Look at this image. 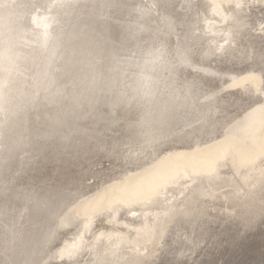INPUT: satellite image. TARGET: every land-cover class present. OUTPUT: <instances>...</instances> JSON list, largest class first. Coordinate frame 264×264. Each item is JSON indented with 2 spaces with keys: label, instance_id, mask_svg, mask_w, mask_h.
<instances>
[{
  "label": "rangeland",
  "instance_id": "1",
  "mask_svg": "<svg viewBox=\"0 0 264 264\" xmlns=\"http://www.w3.org/2000/svg\"><path fill=\"white\" fill-rule=\"evenodd\" d=\"M55 1L35 0V3L34 0H0V6L4 5L0 11L7 8L5 11L13 12L19 18L16 17L18 21L14 27L24 29L26 41L21 40L19 49L28 51L30 55L34 51L32 56H46V49L31 42L34 37L37 39L39 33L33 20L43 16L53 19V26L49 30L55 39L51 36L48 42L58 39L62 45V54L57 60L61 68L54 71V82L57 83L53 82L47 87L49 92L46 89L36 96L35 102L32 101L34 88H30V85L34 81L31 74L39 67L28 60L22 61L25 69L22 68V73L16 75L20 76L16 83L19 94L16 92L17 98L13 102L17 101L25 108H17V114L12 116L0 113V142H3L0 143V264H82L84 261L83 264H106L94 261L96 259L90 247L75 259H69V262L61 260L59 253L80 237L88 219L87 210L91 209V216L95 218L94 229H86L84 233L83 241L87 245L106 231L102 226L113 229L118 226L109 224L107 218L112 212L110 203H114L107 199L110 184L118 187L128 185L138 175L145 174L143 170L147 172L148 167L151 169L152 165L148 164L151 160L152 164L158 161L160 164L165 155L170 153L186 149L182 154L187 156V151L193 145L204 147L209 141L220 143L224 138L240 135H243L240 139L251 146L253 154L250 157L255 162L252 167L247 159L242 158L235 164L236 167L227 157L218 162V172L222 173V177L218 175L216 181L210 179L217 189L212 198L205 192L208 181L203 175H198V182L195 180L186 189L183 185H177L168 191L166 198H171L172 205L163 198L162 201L168 203L161 199L155 201L157 206L162 202V208L153 203L151 207H141L150 211L148 216L152 223L156 222L155 213L163 217L168 205L174 208L173 213H170V216H174L171 218L173 221L167 228V235L172 233L173 237L169 235V240L165 235L162 241L155 244L153 247L159 249L152 250L157 251L148 261H152V264H264V179L257 178L245 185L242 177L246 174L250 178L264 169V0ZM217 1L219 4H216ZM3 2H7V6ZM28 8L32 9L29 11ZM218 8L222 10V15L217 12ZM32 11H35L34 14ZM59 16H62L61 19ZM209 24L215 26L210 27ZM1 33L0 39L3 36ZM250 78L257 84H253ZM238 81L242 84L238 85ZM32 105L36 108L33 109ZM237 124L239 128H231ZM10 131L11 134H8ZM205 154L210 155V152ZM201 159L208 160L203 156ZM250 169L251 172L247 171ZM141 170L143 173H138ZM229 180H233L236 187H228ZM225 194L228 197L225 198ZM189 197L190 201L187 202ZM177 198L183 199L178 201ZM97 201L109 205H99ZM115 203L121 207L119 212L122 218L133 217L131 211L134 207H129L128 203H118L117 198ZM202 210L204 212L201 213ZM62 217L61 225L59 221ZM15 232L21 235H14ZM112 242V245L105 242L100 246L103 249L109 246L104 253H111L110 248L117 246L120 248L118 253L130 252L132 255L127 256H133L129 246L115 243L114 240ZM58 248L59 251H56ZM53 255L58 256L57 259Z\"/></svg>",
  "mask_w": 264,
  "mask_h": 264
},
{
  "label": "bare ground",
  "instance_id": "2",
  "mask_svg": "<svg viewBox=\"0 0 264 264\" xmlns=\"http://www.w3.org/2000/svg\"><path fill=\"white\" fill-rule=\"evenodd\" d=\"M4 1V0H3ZM11 1H13V0H11ZM30 1V0H29ZM32 1V0H31ZM41 1V0H40ZM55 1V0H54ZM59 1V0H58ZM69 1V0H68ZM75 1V0H74ZM79 1V0H78ZM84 1V0H83ZM89 1V0H88ZM255 1V0H254ZM34 2H35V0H34ZM38 2H39V0H38ZM38 2H37V4H38ZM45 2H46V0H45ZM48 2V1H47ZM53 2V1H52ZM55 2H57V1H55ZM61 2V1H60ZM64 2V1H63ZM70 2V1H69ZM257 2V1H256ZM2 3V2H1ZM4 3V2H3ZM7 2H5L4 4H6ZM10 3V2H9ZM11 3H13V2H11ZM26 3H27V1H26ZM29 3V2H28ZM36 3V2H35ZM76 3V2H75ZM81 3V2H80ZM79 3V4H80ZM14 4V3H13ZM18 4V3H17ZM33 4V3H32ZM31 4V5H32ZM41 4V3H40ZM40 4H39V6H40ZM65 4V6H66V3H64ZM68 4V3H67ZM78 4V3H77ZM216 4H219V2L217 1V3ZM3 5V4H2ZM1 5V6H2ZM19 5V4H18ZM17 5V6H18ZM29 5H30V3H29ZM35 5V4H34ZM46 5V4H45ZM71 4H69V6H70ZM74 5V4H73ZM83 5H84V3H83ZM1 6H0V8H1ZM4 6V5H3ZM6 6H7V4H6ZM42 6H44V5H42ZM41 6V7H42ZM48 6H49V4H48ZM52 6H54V5H52ZM57 6H59V5H57ZM56 6V7H57ZM72 6V5H71ZM85 6V5H84ZM83 6V7H84ZM8 7H10L11 8V6H9L8 5ZM23 7V6H22ZM28 7V6H27ZM27 7H25L26 8V10H27ZM35 7V6H34ZM38 7V6H37ZM36 7V8H37ZM55 7V8H56ZM75 7V6H74ZM73 7V8H74ZM78 7V6H77ZM82 7V6H81ZM6 8V7H5ZM4 8V9H5ZM9 8V9H10ZM12 8H15V7H12ZM39 8V7H38ZM58 8V7H57ZM59 8H60V6H59ZM65 8V7H64ZM67 8V7H66ZM72 8V9H73ZM3 9V8H2ZM7 9V8H6ZM5 9V10H6ZM20 9V8H19ZM24 9V8H23ZM29 9V8H28ZM32 9V8H31ZM31 9H29V11L31 10ZM69 9V8H68ZM0 11V32H2L3 33V36L1 37V39H0V113L2 112L3 113V115H9V116H12V115H14L16 112H17V108H20L21 109V107L22 106H24V105H21V103H17V101L15 102H13V100H15L16 98H15V96H16V92L18 93L19 92V87L17 86L18 84H16L17 83V80H18V77H20V76H16L17 75V73H22V68H24L23 66H22V64H23V62L22 61H24L25 62V60H28V62L30 61V63H32V65L34 64V66H36V67H39L38 69H34L35 70V72L33 73V74H31V76H32V80L34 81L33 82V84H32V86L30 85V88L32 87V89L34 88V92H32V90H31V92H32V101L33 102H35V99H36V96H38V94L40 95V93L41 92H43V91H46V89H47V87L49 86V85H51L54 81H55V79L56 78H54V71L56 70L57 71V69H60L61 67H60V65L58 66L57 65V60H59V56H61V50H60V47L62 46L61 45V43H59L57 40H52L54 37H53V35H51L50 34V27H51V25L53 26V19H47V18H45L44 16H43V18L42 17H36V18H34V20H33V24L36 26V27H38L39 28V33H38V37H37V39L35 40V35L33 36L34 37V41H31L32 43H36L40 48H44V49H46L47 50V53H45L46 54V56H40V55H36V56H32L33 55V53H34V51H32L31 53H32V55H30V53H28V51L27 52H25V51H23V50H21V49H19L18 48V46L22 43L21 42V40H25L26 39V37H24V29H23V27L21 26V25H19V26H21L22 28H20V27H14V24H15V22L16 21H18V17H17V15H16V17L18 18V19H16V17L14 16V14H13V12H11V11ZM13 10V9H12ZM16 10H18V8H16ZM25 10V11H26ZM35 10V9H34ZM39 10V9H38ZM41 10V9H40ZM44 10V9H43ZM42 10V11H43ZM51 10V9H50ZM66 10V9H65ZM75 10V9H74ZM78 10V9H77ZM81 10V9H80ZM20 11V10H19ZM57 11V10H56ZM16 12V11H15ZM21 12V11H20ZM33 12V11H32ZM35 12V11H34ZM34 12L32 13V14H34ZM38 12V11H37ZM64 12V11H63ZM217 12L220 14V15H222L223 14V12H222V10L221 9H219L218 8V10H217ZM26 13V12H25ZM46 13H47V11H46ZM55 13V12H54ZM54 13H52V15L54 14ZM69 13V12H68ZM15 14H17V13H15ZM22 14H23V12H22ZM69 14H71V13H69ZM74 14V13H73ZM36 15H38V14H36ZM56 15V14H55ZM62 15V14H61ZM65 15V14H64ZM167 15H169V14H167ZM211 15V14H210ZM26 16V15H25ZM28 16V15H27ZM30 16L32 17V15L30 14ZM29 16V17H30ZM35 16V15H34ZM41 16V15H40ZM46 16V15H45ZM71 16V15H70ZM132 16V15H131ZM170 16V15H169ZM173 16V15H172ZM214 16V15H213ZM52 17V16H51ZM60 17V19H61V17L62 16H59ZM72 17V16H71ZM74 17V16H73ZM77 17V16H76ZM75 17V18H76ZM146 17V16H145ZM175 17V16H174ZM66 18V17H65ZM68 18V17H67ZM203 18V17H202ZM208 18H209V16H208ZM22 19V18H21ZM26 19H28V18H26ZM30 19V18H29ZM73 19V21H74V18H72ZM77 19V18H76ZM167 19V18H166ZM165 19V20H166ZM168 19H170V18H168ZM173 19V18H172ZM25 20V19H24ZM31 20V19H30ZM30 20H29V22H30ZM55 20V19H54ZM57 20V19H56ZM175 20V19H174ZM66 21V20H65ZM71 21V20H70ZM73 21H71V22H73ZM149 21V20H148ZM168 21H170V20H168ZM209 21V20H208ZM22 22V21H21ZM27 22V21H26ZM133 22V21H132ZM32 23V22H31ZM55 24H56V22H54ZM65 23H67V22H65ZM172 23V22H171ZM20 24V23H19ZM55 24H54V26H55ZM60 24V23H59ZM71 24V23H70ZM212 24V23H211ZM18 25V24H17ZM58 25V24H57ZM61 25V24H60ZM62 25H63V23H62ZM130 25V24H129ZM210 25V24H209ZM27 26V25H26ZM72 26H73V24H72ZM215 25H210V27H214ZM35 27V28H36ZM58 27V26H57ZM66 27V26H65ZM64 27V28H65ZM27 28H28V26H27ZM27 28H26V30L25 31H27ZM41 28V29H40ZM163 28H164V26H163ZM14 29H16L15 30V32H13V31H11V30H14ZM50 29V30H49ZM63 29V28H62ZM66 29H67V27H66ZM65 29V30H66ZM36 30H35V32H36ZM60 30V29H59ZM79 30V29H78ZM31 31V30H30ZM57 31V30H56ZM62 31V30H61ZM67 31V30H66ZM68 31H69V27H68ZM58 32V31H57ZM62 32H64V31H62ZM1 33V34H2ZM60 33V32H59ZM67 33V32H66ZM29 34V33H28ZM28 34H26V35H28ZM34 34V33H33ZM36 34V33H35ZM55 34V33H54ZM64 34V33H63ZM169 34V33H168ZM70 35V34H69ZM170 35V34H169ZM31 36H32V33H31ZM51 36H52V43H49L48 41H49V39L51 38ZM73 36V35H72ZM79 36V35H78ZM28 37V36H27ZM59 37H60V35H59ZM71 37V36H70ZM32 38V37H31ZM175 38V37H174ZM179 38V37H178ZM55 39V38H54ZM64 39V38H63ZM62 39V40H63ZM71 39V38H70ZM33 40V39H32ZM26 41V40H25ZM66 41H67V39H66ZM168 41V40H167ZM181 41V40H180ZM30 42V43H31ZM78 42V41H77ZM89 42V41H88ZM31 43V44H32ZM49 43V44H48ZM175 43V42H174ZM177 43V42H176ZM181 43V42H180ZM183 43V42H182ZM61 45V46H60ZM68 45V44H67ZM88 45V44H87ZM183 45V44H182ZM22 46H25V45H22ZM32 46V45H31ZM64 46V45H63ZM178 46V45H177ZM28 47H29V44H28ZM27 47V48H28ZM36 47V46H35ZM26 48V47H25ZM137 48V47H136ZM177 48V47H176ZM186 48V47H185ZM206 48H208V47H206ZM32 49H34V48H31V50ZM38 49V48H37ZM36 49V50H37ZM64 49V48H63ZM25 50V49H24ZM27 50V49H26ZM35 50V49H34ZM43 50V49H42ZM112 50H114V49H112ZM208 50V49H207ZM30 51V50H29ZM83 51H84V49H83ZM184 51V50H183ZM203 51V50H202ZM38 53H39V51H37ZM41 52H43V51H41ZM46 52V51H45ZM205 52V51H204ZM203 52V53H204ZM38 53H35V54H38ZM44 53V52H43ZM101 53V52H100ZM202 53V54H203ZM135 54V53H134ZM140 54V53H139ZM153 54V53H152ZM159 54V53H158ZM209 54V53H208ZM165 55V54H164ZM182 55H183V53H182ZM186 55V54H185ZM120 56V55H119ZM122 56V55H121ZM170 56V55H169ZM188 56V55H187ZM204 56V55H203ZM123 57V56H122ZM148 57V56H147ZM182 58V57H181ZM193 58V57H192ZM80 59V58H79ZM131 59V58H130ZM134 60V59H133ZM188 60V59H187ZM130 61V60H129ZM135 61V60H134ZM145 61H146V59H145ZM144 61V62H145ZM186 61V60H185ZM189 61V60H188ZM188 61H187V63H188ZM27 62V61H26ZM27 62V63H28ZM142 62V61H141ZM140 62V63H141ZM150 62H151V60H150ZM149 62V63H150ZM180 62V61H179ZM190 62V61H189ZM29 63V65H31ZM148 63V62H147ZM186 63V64H187ZM144 64V63H143ZM139 65V64H138ZM183 65V64H182ZM27 66H28V64H27ZM65 66V65H64ZM102 66V65H101ZM117 66V65H116ZM140 66V65H139ZM186 66H188V65H186ZM190 66H191V64H190ZM63 67V66H62ZM129 67V66H128ZM29 67H27V69H28ZM35 68V67H34ZM148 68V67H147ZM187 68V67H186ZM189 68V67H188ZM197 68V67H196ZM25 69V68H24ZM125 69V68H124ZM145 69V68H144ZM210 69V68H209ZM32 70V69H31ZM33 70V71H34ZM108 70V69H107ZM194 70V69H193ZM26 71H28V70H26ZM55 71V72H56ZM91 71V70H90ZM138 71V70H137ZM149 71V70H148ZM211 71V70H210ZM24 72V71H23ZM32 72V71H31ZM116 72V71H115ZM115 72H114V74H115ZM146 72V71H145ZM200 72V71H199ZM198 72V73H199ZM217 72V71H216ZM27 73V72H26ZM61 73V72H60ZM203 73V72H202ZM211 73V72H210ZM24 74V73H23ZM23 74H22V76H23ZM145 74H147V73H145ZM144 74V75H145ZM208 74H209V72H208ZM20 75V74H19ZM91 75V74H90ZM148 75V74H147ZM147 75H146V77H147ZM25 76V75H24ZM28 76H29V74H28ZM31 76L29 77V78H31ZM55 76H56V74H55ZM63 76V75H62ZM72 76V75H71ZM70 76V77H71ZM119 76V75H118ZM141 76V75H140ZM143 76V75H142ZM203 76H205V75H203ZM221 76V75H220ZM224 76H225V74H224ZM100 77V76H99ZM139 77V76H138ZM196 77V76H195ZM22 78H24V77H22ZM69 78V77H68ZM26 79V78H25ZM70 79V78H69ZM135 80H136V78H134ZM145 79V78H144ZM230 79V78H229ZM28 80V79H27ZM32 80L30 79V83L32 82ZM109 80V79H108ZM138 80V79H137ZM139 80H141V78H139ZM143 80V79H142ZM146 80V79H145ZM202 80V79H201ZM219 80V79H218ZM22 81V80H21ZM101 81V80H100ZM144 81V80H143ZM146 81H148V80H146ZM250 81H252V83L253 84H257L255 81H254V79L253 78H250ZM71 82V81H70ZM73 82V81H72ZM138 82H140V81H138ZM232 82V81H231ZM19 83H20V81H19ZM23 83V82H22ZM22 83H21V85H22ZM55 83H57V82H54V84ZM141 83V82H140ZM143 83V82H142ZM222 83V82H221ZM238 83V85H241L242 84V82L241 81H238L237 82ZM24 84V83H23ZM67 84V83H66ZM116 84V83H115ZM114 84V85H115ZM183 84V83H182ZM189 84V83H188ZM27 85V84H26ZM71 85V84H70ZM138 85H139V83H138ZM143 85H144V83H143ZM23 86V85H22ZM21 86V87H22ZM68 86V85H67ZM108 86V85H107ZM221 86H223L222 84H221ZM220 86V87H221ZM26 87V86H25ZM51 87V86H50ZM55 87V86H54ZM135 87V86H134ZM142 87H144V86H142ZM192 87V86H191ZM23 88V87H22ZM28 88H29V86H28ZM25 89V88H24ZM49 89V88H48ZM47 89V90H48ZM51 89V88H50ZM193 89V88H192ZM208 89V88H207ZM223 89H224V87H223ZM30 90V89H29ZM75 90V89H74ZM197 90V89H196ZM26 91V90H25ZM24 91V92H25ZM28 91V90H27ZM26 91V92H27ZM56 91V90H55ZM179 91V90H178ZM185 91V90H184ZM208 91V90H207ZM212 91V90H211ZM221 91V90H220ZM225 91V90H224ZM23 92V93H24ZM47 92H49V90L47 91ZM73 92V91H72ZM213 92H214V94H213ZM213 92H212V94L213 95H215V91L213 90ZM218 92V91H217ZM22 93V94H23ZM125 93V92H124ZM202 93V92H201ZM219 93V92H218ZM19 94V93H18ZM30 93H28V95H29ZM46 94V93H45ZM49 94V93H48ZM130 94V93H129ZM173 94V93H172ZM210 94H211V92H210ZM217 94V93H216ZM27 95V96H28ZM52 95V94H51ZM138 95V94H137ZM189 95V94H188ZM24 95H22V97H23ZM26 96V95H25ZM49 96V95H48ZM70 96V95H69ZM135 96V95H134ZM173 96V95H172ZM183 96V95H182ZM20 97V96H19ZM41 97H42V95H41ZM44 97V96H43ZM126 97V96H125ZM130 97V96H129ZM132 97V96H131ZM168 97H170V96H168ZM174 97H175V95H174ZM177 97V96H176ZM181 97V96H180ZM208 97V96H207ZM15 98V99H14ZM25 98V97H24ZM23 98V99H24ZM29 98V97H28ZM40 98V97H39ZM45 98V97H44ZM173 98V97H172ZM171 98V99H172ZM179 98V97H178ZM38 99V98H37ZM60 99H61V97H60ZM69 99V98H68ZM91 99H92V97H91ZM106 99V98H105ZM170 99V98H169ZM180 99V98H179ZM25 100H26V98H25ZM29 100H31V99H28V101ZM38 100H40V99H38ZM43 100V99H42ZM46 100H47V98H46ZM103 100V99H102ZM27 101V102H28ZM105 101V100H104ZM191 101V100H190ZM19 102H21L20 101V99H19ZM23 102V101H22ZM37 102V101H36ZM169 102V101H168ZM24 103H26V101L24 102ZM41 103V102H40ZM54 103V102H53ZM128 103V102H127ZM23 104V103H22ZM31 104V103H30ZM29 104V105H30ZM33 105H34V103H32ZM171 104V103H170ZM33 105H32V108H33ZM41 105V104H40ZM37 106V105H36ZM45 106V105H44ZM162 106V105H161ZM172 106H174V105H172ZM29 107V106H28ZM31 107V106H30ZM29 107V108H30ZM171 107V106H170ZM23 108V107H22ZM25 108V107H24ZM23 108V109H24ZM36 108V107H35ZM35 108H33V109H35ZM117 108V107H116ZM26 109H27V107H26ZM65 109V108H64ZM90 109H92V108H90ZM164 109V108H163ZM127 110V109H126ZM179 110V109H178ZM38 111V110H37ZM150 111V110H149ZM151 111H153L152 109H151ZM155 111V110H154ZM88 112V111H87ZM115 112V111H114ZM162 112V111H161ZM167 112V111H166ZM1 113V114H2ZM159 113V112H158ZM176 113V112H175ZM174 113V114H175ZM184 113V112H183ZM17 114V113H16ZM72 114V113H71ZM86 114V113H85ZM169 114V113H168ZM38 115V114H37ZM120 115V114H119ZM183 115V114H182ZM52 116V115H51ZM155 116V115H154ZM165 116V115H164ZM201 116V115H200ZM238 116V115H237ZM3 117V116H2ZM2 117H1V120H2ZM6 117V116H5ZM4 117V118H5ZM16 117V116H15ZM97 117V116H96ZM151 117V116H150ZM173 117H175V115L173 116ZM7 118V117H6ZM12 118V117H11ZM10 118V119H11ZM13 118H14V116H13ZM37 118V117H36ZM57 118V117H56ZM158 118V117H157ZM181 118V117H180ZM238 118V117H237ZM84 119V118H83ZM154 119H155V117H154ZM162 119V118H161ZM6 120V119H5ZM9 120V119H8ZM7 120V121H8ZM20 120V119H19ZM71 121V120H70ZM98 121V120H97ZM114 121H116L115 119H114ZM157 121V120H156ZM243 121V120H242ZM2 122V121H1ZM4 122V121H3ZM6 122V121H5ZM47 122V121H46ZM79 122V121H78ZM170 122H171V120H170ZM203 122V121H202ZM206 122V121H205ZM42 123V122H41ZM152 123V122H151ZM158 123H159V121H158ZM173 123V122H172ZM196 123H197V121H196ZM199 123V122H198ZM197 123V124H198ZM207 123V122H206ZM239 123V122H238ZM243 123H244V121H243ZM7 125H8V123H6ZM12 124V123H11ZM10 124V125H11ZM108 124V123H107ZM196 124V125H197ZM15 125V124H14ZM161 125V124H160ZM160 125H158V127H160ZM166 125H167V123H166ZM171 125V124H170ZM233 125V124H232ZM164 126V125H163ZM4 127V126H3ZM139 127V126H138ZM174 127V126H173ZM178 127V126H177ZM240 127V125H234V126H232L231 128H239ZM7 128V127H6ZM67 128V127H66ZM157 128V127H156ZM190 128V127H189ZM201 128V127H200ZM229 128V126L227 127V129ZM168 129V128H167ZM225 129V128H224ZM6 130V129H5ZM11 130V129H10ZM103 130V129H102ZM152 130V129H151ZM237 130V129H236ZM7 131V130H6ZM9 131V130H8ZM22 131V130H21ZM65 131V130H64ZM119 131V130H118ZM157 131H158V128H157ZM160 131V130H159ZM166 131V130H165ZM56 132V131H55ZM59 132V131H58ZM102 132V131H101ZM155 132H156V130H155ZM162 132V131H161ZM224 132H225V130H224ZM227 132V131H226ZM229 132H230V130H229ZM26 133V132H25ZM27 133H29V132H27ZM67 133V132H66ZM65 133V134H66ZM236 133V132H235ZM234 133V134H235ZM6 134V133H5ZM4 134V135H5ZM8 134H11V131H10V133H8ZM143 134V133H142ZM227 134V133H226ZM230 134H232V132L230 133ZM7 135V134H6ZM23 135V134H22ZM144 135V134H143ZM157 135V134H156ZM166 135V134H165ZM229 135V134H228ZM228 135H226V136H228ZM238 135V134H237ZM240 135V134H239ZM27 136V135H26ZM63 136V135H62ZM155 136V135H154ZM172 136V135H171ZM230 136V135H229ZM241 136H243V135H240V136H230V137H227L226 139L224 138V139H222L221 141H220V143H217V142H213V141H211L212 143H210V141H209V143L208 144H205V146L204 147H199V144H198V142H197V144H198V146L196 147H194V145L192 146L193 148L191 149L190 148V150L189 151H187V156H186V154H182V152L184 151V150H186V149H184V150H181V152L179 151V152H177V153H170L169 155H165V158L163 159V161H161L160 162V164H158L159 163V159L158 160H156V161H158V163H153L152 164V160L148 163L149 165L151 164L152 165V167H151V169H150V167H148L147 169L149 170V171H147V172H145V170H143L144 171V173L145 174H142V176H140V175H138V177H136L135 179H133V181L131 182V183H129L128 185H121V186H112L110 183V185L112 186L111 188H110V185H109V190H110V192H108V194H107V199L110 201V202H114V203H110L111 205H110V208L109 209H112V212H111V215H109L107 218H108V223L109 224H111V225H118V226H116V228L115 229H113V228H109L108 226H102V229H106V231H104V232H102L100 235H98V237L97 238H95L94 239V242L92 243V244H86V243H84V241H83V239H84V233L86 232V229L87 230H89L90 231V229H94V219L95 218H93L92 216H91V213H92V211H91V209L90 210H87V216H88V219L85 221V229L82 231V233H81V235H80V237L78 238V240L76 241L75 240V242L73 243V244H68L67 245V247H64V248H62V250H60V253H59V258L61 259V260H63L64 259V261L65 260H69V259H73L74 257L76 258V256H78V255H80L81 253H82V251L84 250V249H87V248H91V250L93 251V255H94V257H95V259L96 260H94V261H100L101 263H106V264H152V263H150V262H152V261H148L149 259H150V256H152L153 255V253L155 252V251H157V250H155L154 252L152 251L153 249H155L153 246L155 245V244H157V243H159L160 242V240L161 239H163V237L165 236V235H167V233L169 232L168 231V225H171V223H172V219H173V217L172 216H170V213H173L172 211H173V209L174 208H169V205H172L171 204V198L169 197V199H167L166 198V196L168 195V191L169 190H171V188L172 187H174V186H177V185H183L181 188H184V189H186L187 187H188V185H191L195 180H197V176L198 175H203L204 176V178L208 181L207 182V184H206V187H205V192H206V194H209V198H212L213 196H214V193H216V184H213V180H215V179H217L219 176L218 175H220V174H222V173H220V172H218L219 170H218V168L219 167H217V163L218 162H221L224 158H229L230 159V161L232 162L231 164L234 166V167H236V163L238 162V161H241V158L242 159H247L248 161H249V165H251V167L253 166V163L255 162V159L254 158H251L250 157V155H252L253 154V151H252V149H251V146H249L247 143H245L242 139H240V137ZM1 137H3V136H1ZM141 137H142V135H141ZM151 137V136H150ZM153 137V136H152ZM161 137V136H160ZM169 137V136H168ZM205 137V136H204ZM214 137V136H213ZM5 138V137H4ZM96 138V137H95ZM143 138H146V137H144L143 136ZM159 138V137H158ZM157 138V139H158ZM199 138V137H198ZM261 138H263V137H261ZM153 139V138H152ZM194 139V138H193ZM196 139V138H195ZM200 139V138H199ZM221 139V138H220ZM4 140V139H3ZM263 141H264V138L262 139ZM19 141V140H18ZM26 141V140H25ZM142 141V140H141ZM140 141V142H141ZM143 141H145V140H143ZM217 141V140H216ZM14 141H12V143H13ZM17 142V141H16ZM110 142V141H109ZM146 142V141H145ZM206 142V141H205ZM1 143V142H0ZM3 143V142H2ZM1 143V144H2ZM10 143V142H9ZM11 143V144H12ZM19 143V142H18ZM200 144H201V142H199ZM16 144V143H15ZM141 144H142V142H141ZM179 144V143H178ZM190 144V143H189ZM194 144H195V142H194ZM5 146H7V145H5ZM16 146V145H15ZM17 146H18V144H17ZM188 146V145H187ZM4 147V146H3ZM12 148V147H11ZM16 148V147H15ZM186 148V147H185ZM1 149V148H0ZM5 149V148H4ZM8 149V148H7ZM17 150V149H16ZM143 150V149H142ZM6 151V150H5ZM144 151V150H143ZM201 151H204V153H200ZM210 152V155H208V154H205L206 152ZM3 152V151H2ZM9 152V151H8ZM12 153V152H11ZM141 153H142V151H141ZM165 153V152H164ZM168 154V153H167ZM22 155V154H21ZM8 156V155H7ZM20 156V155H19ZM156 156V155H155ZM205 157V158H208V160H205V161H203L202 159H201V157ZM161 157V156H160ZM8 158V157H7ZM1 159V158H0ZM154 159V158H153ZM126 160V159H125ZM155 160V159H154ZM153 160V161H154ZM58 162V161H57ZM3 163V162H2ZM52 163V162H51ZM137 163V162H136ZM223 163H224V161H223ZM59 164V163H58ZM144 164V163H143ZM28 165V164H27ZM131 166V165H130ZM135 166H136V164H135ZM48 167V166H47ZM5 168V167H4ZM8 168V167H7ZM27 168V167H26ZM144 168V167H143ZM131 169V168H130ZM142 171V170H141ZM141 171H138V173L140 172V173H143V171L141 172ZM247 171H249V172H251L252 171V169H250V170H247ZM149 172V173H148ZM124 173V172H123ZM132 175H133V173H131ZM13 175V174H12ZM40 175V174H39ZM9 176H10V174H9ZM221 177H222V175H220ZM240 177H241V175H239ZM246 174H244V175H242V177H244V184L245 185H247L246 183H249V182H252L253 180L255 181V179H259V178H263L264 179V169L263 170H261V171H258V172H256L255 174H253V175H251L250 176V178L247 176ZM124 177V176H123ZM200 177V176H199ZM226 177V176H225ZM230 177V176H229ZM232 177V176H231ZM234 177V176H233ZM201 178V177H200ZM204 178H202V179H204ZM212 178H214L211 182H210V179H212ZM227 178V177H226ZM225 178V179H226ZM199 179V178H198ZM262 179V180H263ZM116 181H117V179H116ZM184 181H186L185 183H183ZM216 181V180H215ZM215 181H214V183H215ZM219 181H220V179H219ZM219 181H217V182H219ZM238 181V180H237ZM197 182H198V180H197ZM202 182V181H201ZM216 182V183H217ZM261 182V181H260ZM212 183V184H211ZM224 183V182H223ZM222 183V184H223ZM238 183V182H237ZM257 183H259V181L257 182ZM198 184V183H197ZM199 185V184H198ZM205 185V184H204ZM239 185V184H238ZM240 185L242 186V184L240 183ZM200 186H201V184H200ZM227 186L228 187H236V183L233 181V180H229V181H227ZM39 187V186H38ZM202 187V186H201ZM222 187V186H221ZM263 187V186H262ZM177 188V187H176ZM175 188V189H176ZM180 188V189H181ZM197 188H199V190H200V187H197ZM203 188V187H202ZM245 188V187H244ZM179 189V188H178ZM235 189V188H234ZM238 189V188H237ZM241 189H243V188H241ZM260 189V188H259ZM204 190V189H203ZM244 190V189H243ZM184 191H186V190H184ZM188 191H189V189H188ZM194 191V190H193ZM255 191V190H254ZM205 192H203V194L205 193ZM212 192V193H211ZM172 193V192H171ZM181 193H183L182 191H181ZM190 193V192H189ZM188 193V194H189ZM192 193V192H191ZM194 193H196V191H194ZM193 193V194H194ZM197 193H198V191H197ZM192 194V195H193ZM199 194H201V192H199ZM206 194H204V195H206ZM229 194V193H228ZM228 194L226 195H224V197L226 198V196L228 197ZM230 194H232V192L230 193ZM243 194V193H242ZM251 194V193H250ZM173 195V194H172ZM177 195H180V194H177ZM184 195V194H183ZM189 195H191V194H189ZM195 195V194H194ZM202 195V194H201ZM176 196V195H175ZM181 196H182V194H181ZM180 196V197H181ZM244 196V195H243ZM188 197V196H187ZM191 197V196H190ZM190 197H189V200L187 201V202H189L190 201ZM223 197V196H222ZM233 197V196H232ZM242 197V196H241ZM58 198V197H57ZM116 198L118 199V203H128V205H129V207H134L133 208V210L131 211L130 209H128V210H130L131 212H133V217H131V218H128V219H124V218H122L121 216V213L119 212L120 211V205H117L116 203H115V200H116ZM163 198H166L167 199V201L170 203L169 205H168V208L166 209V210H164L165 211V214H164V216L163 217H161L162 216V214H156L155 213V223H152L150 220H149V214H150V211H148V209H141V207L142 206H148V205H150V204H155L156 205V203H155V201H157V200H159V199H161V201L163 200ZM176 198V197H175ZM175 198H173V199H175ZM192 198V197H191ZM198 198V197H197ZM201 198V197H200ZM59 199V198H58ZM183 199V198H182ZM181 199V200H182ZM203 199H204V196H203ZM243 199H244V197H243ZM242 199V200H243ZM177 200H178V198H177ZM181 200H178V201H181ZM193 200V199H192ZM211 200V199H210ZM165 201V200H164ZM164 201H162V202H164ZM167 201H165V203L167 202ZM174 201V200H173ZM172 201V202H173ZM201 201H202V199H201ZM256 201V200H255ZM162 202H160V205H162V207H163V204H162ZM167 202V203H168ZM185 202V201H184ZM199 203H200V201H198ZM31 203V202H30ZM62 203H63V201H62ZM97 204H99L100 205V203H102V204H104L102 201H100V203H98V201L96 202ZM159 203V202H158ZM164 203V204H165ZM180 203V202H179ZM178 203V204H179ZM204 203V202H203ZM236 203V202H235ZM66 204V203H65ZM96 204V205H97ZM135 204V205H134ZM176 204V203H175ZM191 204V203H190ZM239 204V203H238ZM242 204V203H241ZM248 204V203H247ZM263 204H264V202H263ZM64 205V204H63ZM66 205H68V204H66ZM105 206L107 205H109V204H104ZM123 205V204H122ZM128 205H127V207H128ZM159 205V206H160ZM179 205H181V203L179 204ZM178 205V206H179ZM187 205V204H186ZM203 205V204H202ZM249 205V204H248ZM261 205V204H260ZM47 206V205H46ZM50 206V205H49ZM98 206V205H97ZM102 206V205H101ZM157 206V205H156ZM159 206H157V207H159ZM206 206V205H205ZM214 206V205H213ZM240 206V205H239ZM261 206H263V205H261ZM51 207V206H50ZM126 207V208H127ZM150 207H151V205H150ZM161 206H160V208H162ZM165 207H167V206H165ZM174 207V206H173ZM176 207V206H175ZM181 207H184V205H182ZM180 207V209H185V208H181ZM200 207V206H199ZM224 207V206H223ZM245 207H247V206H245ZM264 207V206H263ZM100 208V207H99ZM105 208V207H104ZM125 208V207H124ZM156 207H154V209H155ZM160 208H158V209H160ZM178 208V207H177ZM176 208V209H177ZM22 209V208H21ZM26 209V208H25ZM55 209H56V207H55ZM64 209H65V207H64ZM97 209H98V207H97ZM103 209V208H102ZM179 209V210H180ZM195 209H196V207H195ZM219 209V208H218ZM246 209V208H245ZM252 209V208H251ZM264 209V208H263ZM47 210H48V208H47ZM99 210V209H98ZM152 210V209H151ZM161 210V209H160ZM179 210H178V212H179ZM189 210V209H188ZM253 210V209H252ZM261 210V209H260ZM50 211V210H49ZM54 211V210H53ZM59 211V210H58ZM70 211V210H69ZM97 210L95 209V212H96ZM103 211V210H102ZM125 211V210H124ZM216 211V210H215ZM233 211V210H232ZM246 211V210H245ZM257 211V210H256ZM42 212V211H41ZM45 212V211H44ZM94 212V211H93ZM100 213H101V211H99ZM105 212V211H104ZM107 212V211H106ZM130 212V213H131ZM151 212H155V211H151ZM202 212H204L203 210L201 211V213ZM211 212V211H210ZM264 211L262 210V213H263ZM3 213V212H2ZM23 213V212H22ZM35 213V212H34ZM98 213V212H97ZM96 213V214H97ZM128 213V212H127ZM140 213V214H139ZM158 213V212H157ZM160 213H162V211L160 212ZM176 213V212H175ZM174 213V214H175ZM180 213V212H179ZM178 213V214H179ZM212 213V212H211ZM256 213V212H255ZM258 213H259V211H258ZM11 214V213H10ZM50 214V213H49ZM95 214V213H94ZM106 214V213H105ZM124 214V213H123ZM216 214V213H215ZM2 215V214H1ZM65 215V214H64ZM69 215H71V212L69 213ZM98 215V214H97ZM173 215V214H172ZM181 215V214H180ZM225 215V214H224ZM230 215V214H229ZM249 215V214H248ZM37 216V215H36ZM51 216V215H50ZM53 216V215H52ZM68 216V215H67ZM125 216V215H124ZM130 216V215H129ZM179 216V215H178ZM177 216V217H178ZM186 216V215H185ZM197 217H198V215H196ZM231 216V215H230ZM251 216V215H250ZM256 216V215H255ZM42 217V216H41ZM125 217H128V216H125ZM176 217V218H177ZM180 217V216H179ZM187 218H189V216H186ZM237 217V216H236ZM30 218V217H29ZM38 218V217H37ZM64 217H62L61 219H60V221H59V223L61 222V220L63 219ZM172 218V219H171ZM253 218V217H252ZM261 218V217H260ZM34 219V218H33ZM56 219V218H55ZM175 219V218H174ZM32 220V219H31ZM42 220V219H41ZM58 220V219H57ZM68 220V219H67ZM153 220V219H152ZM190 220V219H189ZM13 221V220H12ZM35 221H37L36 219H35ZM98 221V220H97ZM154 221V220H153ZM183 221V220H182ZM182 221H181V223H182ZM249 221V220H248ZM38 222V221H37ZM49 222V221H48ZM72 222V221H71ZM180 222V221H179ZM184 222V221H183ZM241 222V221H240ZM17 223V222H16ZM19 223V222H18ZM39 223V222H38ZM37 223V224H38ZM52 223V222H51ZM68 223L70 224V221L68 220ZM138 223V224H137ZM152 223V224H151ZM35 224V223H34ZM61 224V223H60ZM97 224V223H96ZM95 224V225H96ZM190 224V223H189ZM238 224V223H237ZM46 225V224H45ZM62 225V224H61ZM73 225V224H72ZM172 225H174V223L172 224ZM178 225H180V224H178ZM183 225H185V224H183ZM191 225V224H190ZM44 226V225H43ZM42 226V227H43ZM64 226V225H63ZM177 226V225H176ZM49 227V226H48ZM125 227V228H124ZM179 227V226H178ZM180 227H182V226H180ZM185 226H183V229H186V228H184ZM2 228V227H1ZM31 228H33V227H31ZM37 228H38V226H37ZM36 228V229H37ZM45 228V227H44ZM47 228V227H46ZM172 228V227H171ZM192 228H194V227H192ZM183 229H181V230H183ZM26 230V229H25ZM32 230V229H31ZM72 230V229H71ZM132 231V232H130V231ZM176 230V229H175ZM40 231V230H39ZM46 231H48V230H46ZM53 231V230H52ZM211 231V230H210ZM28 232V231H27ZM135 232V233H134ZM23 233V232H22ZM31 232H29V234H30ZM39 233V232H38ZM53 233V232H52ZM54 233H55V231H54ZM59 233V232H58ZM208 233V232H207ZM32 234V233H31ZM34 234V233H33ZM181 234H183V233H181ZM14 235H17V236H19V235H21L20 234V232H19V234H17V232H15V234ZM55 235V234H54ZM58 235V234H57ZM169 235L171 236L172 235V233H170V234H168L167 235V237L166 238H168L169 240L171 239V237H169ZM23 236V235H22ZM28 236H30V235H28ZM50 236V235H49ZM52 236V235H51ZM176 236H177V234H176ZM24 237V236H23ZM26 237V236H25ZM41 237V236H40ZM43 237V236H42ZM46 237V236H45ZM172 237H173V235H172ZM179 237V236H178ZM192 236H190V238H191ZM19 238V237H18ZM34 238V237H33ZM35 238H36V236H35ZM38 238H39V236H38ZM37 238V239H38ZM52 238V237H51ZM50 238V239H51ZM54 238V237H53ZM57 238V237H56ZM176 238V237H175ZM28 239V238H27ZM36 239V240H37ZM40 239V238H39ZM38 239V240H39ZM13 240V239H12ZM32 240V239H31ZM115 241V243H118V244H123V245H126V246H129L128 247V249H130V251H132V253H134L133 254V256H131V257H128L127 255L130 253H128V254H124V253H118V251L120 250V248L119 247H115V248H110V250L112 251L111 253H104V251H106L108 248H109V246H107V247H105V249H103V248H101L100 246H102V244H105V242L106 243H111L110 245H112L113 244V242L112 241ZM33 241H34V239H33ZM50 241H52V239L50 240ZM162 241V240H161ZM176 241V240H175ZM183 241V240H182ZM227 241V240H226ZM16 242V241H15ZM20 242V241H19ZM23 242V241H22ZM36 242V241H35ZM46 242V241H45ZM168 242V241H167ZM180 242V241H179ZM178 242V243H179ZM28 243V242H27ZM47 243H49V242H47ZM196 243V242H195ZM26 244V243H25ZM30 244V243H29ZM22 245H24V244H22ZM34 245H36V244H34ZM41 245V244H40ZM39 245V246H40ZM55 245V244H54ZM159 245H161V244H159ZM190 245V244H189ZM189 245H188V247H189ZM20 246V245H19ZM25 246V245H24ZM51 246H52V244H51ZM18 247V246H17ZM43 247V246H42ZM46 247V246H45ZM49 247V246H48ZM185 247V246H184ZM183 247V248H184ZM241 247V246H240ZM34 248H36V246H34ZM60 248V247H59ZM59 248L56 250V251H59ZM96 248V249H95ZM167 248V247H166ZM190 248V247H189ZM21 249H23V248H21ZM48 249V248H47ZM52 249V248H51ZM156 249H159V248H156ZM20 250V249H19ZM36 250H37V248H36ZM176 250H178V249H176ZM184 250V249H183ZM25 251H27V250H25ZM91 251V252H92ZM28 252H30V251H28ZM34 252H36V251H34ZM42 252V251H41ZM55 252V251H54ZM183 252H185V251H183ZM28 254V253H27ZM33 254V253H32ZM43 254H44V252H43ZM57 254V253H56ZM92 254V253H91ZM176 254V253H175ZM9 255V254H8ZM30 255V254H29ZM41 255H42V253H41ZM46 255H47V253H46ZM55 255V254H54ZM52 256V257H56V256ZM58 255V254H57ZM129 255H132V254H129ZM20 256H22V255H20ZM24 256V255H23ZM83 256V255H82ZM17 257V256H16ZM39 257V256H38ZM51 257V258H52ZM58 257V256H57ZM57 257L55 258V259H57ZM80 257V256H79ZM127 257V259H126V261H124V259ZM7 258H9V257H7ZM21 258V257H20ZM27 258V257H26ZM25 258V259H26ZM74 258V259H75ZM14 259V258H13ZM24 259V260H25ZM9 260H10V258H9ZM12 260V259H11ZM20 260V259H19ZM28 260H30V259H28ZM38 260V259H37ZM43 260V259H42ZM54 260V259H53ZM80 260V259H79ZM81 260H83V259H81ZM44 261V260H43ZM47 261V260H46ZM57 261V260H56ZM90 261V260H89ZM92 262H93V260H91ZM124 261V262H123ZM13 262L15 263V261L13 260ZM26 262V261H25ZM40 262V261H39ZM38 262V263H39ZM69 262V261H68ZM70 262H71V260H70ZM78 262V261H77ZM91 262V263H92ZM17 263V262H16ZM31 263V262H30ZM37 263V262H36ZM35 263V264H36ZM83 263H85V261L84 262H82V264ZM97 263V262H96ZM155 263V262H154ZM41 264H42V262H41ZM62 264V263H61ZM93 264H94V262H93ZM99 264V263H98ZM168 264V263H167Z\"/></svg>",
  "mask_w": 264,
  "mask_h": 264
}]
</instances>
